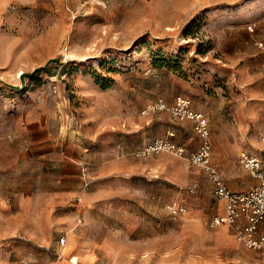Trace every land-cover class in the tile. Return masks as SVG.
<instances>
[{"label": "rangeland", "instance_id": "1", "mask_svg": "<svg viewBox=\"0 0 264 264\" xmlns=\"http://www.w3.org/2000/svg\"><path fill=\"white\" fill-rule=\"evenodd\" d=\"M178 96L226 185L255 184L239 153L264 160V0H0V264H264L210 225ZM170 131L186 154L134 155Z\"/></svg>", "mask_w": 264, "mask_h": 264}, {"label": "built area", "instance_id": "2", "mask_svg": "<svg viewBox=\"0 0 264 264\" xmlns=\"http://www.w3.org/2000/svg\"><path fill=\"white\" fill-rule=\"evenodd\" d=\"M156 108H163V104L148 105L144 112ZM170 113L177 120L190 119L194 122V129L201 137L199 147L189 153L188 159L192 165L201 168L213 182V193L221 203L218 211L210 218L211 226L226 225L231 228L235 238L246 248L258 251L264 257V160L260 155L249 151L239 153V162L243 168L256 180L242 191L230 189L223 176L211 160L212 144L209 137L208 121L205 115L192 108L190 100L178 96L169 108ZM170 131L166 136L159 137L139 147L134 151L135 156L148 157L160 151H169L179 155L186 154V148L177 143ZM260 139L264 142V127L260 132ZM196 183L189 191L195 192ZM167 211L177 215L185 213V205L177 202L168 203ZM64 241V239H62Z\"/></svg>", "mask_w": 264, "mask_h": 264}, {"label": "trees", "instance_id": "3", "mask_svg": "<svg viewBox=\"0 0 264 264\" xmlns=\"http://www.w3.org/2000/svg\"><path fill=\"white\" fill-rule=\"evenodd\" d=\"M41 69H43V67H38V68L34 69L31 73H22L21 77L22 78H24L25 76L31 77V76L37 74Z\"/></svg>", "mask_w": 264, "mask_h": 264}, {"label": "crops", "instance_id": "4", "mask_svg": "<svg viewBox=\"0 0 264 264\" xmlns=\"http://www.w3.org/2000/svg\"><path fill=\"white\" fill-rule=\"evenodd\" d=\"M213 163V162H212ZM252 179H254V178H252ZM255 180V179H254ZM256 181V180H255ZM246 187V184L244 183V184H242V186L240 185V186H238V188L239 189H243V188H245Z\"/></svg>", "mask_w": 264, "mask_h": 264}, {"label": "bare ground", "instance_id": "5", "mask_svg": "<svg viewBox=\"0 0 264 264\" xmlns=\"http://www.w3.org/2000/svg\"><path fill=\"white\" fill-rule=\"evenodd\" d=\"M74 260H75V258H74Z\"/></svg>", "mask_w": 264, "mask_h": 264}]
</instances>
